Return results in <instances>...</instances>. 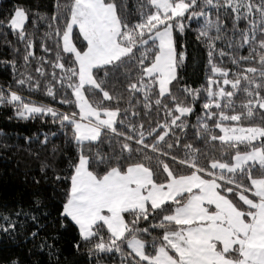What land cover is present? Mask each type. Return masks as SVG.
<instances>
[{"label":"snow or ice","instance_id":"1","mask_svg":"<svg viewBox=\"0 0 264 264\" xmlns=\"http://www.w3.org/2000/svg\"><path fill=\"white\" fill-rule=\"evenodd\" d=\"M52 8L43 37L51 44L40 43L41 63L52 67L45 90L73 110L39 104L11 84L0 89V105H10L17 118L50 115L76 152L65 157L67 167L54 169L53 185L63 186L57 215L46 220L48 204L36 195L29 210L16 213L26 220L5 217L0 232L14 238L31 221L25 239L35 240L41 229L58 225L74 230L77 251L89 245L98 258L115 249L121 264H264V0H55ZM221 13L232 25L231 38H223L231 67L215 61L228 28ZM29 19V8L19 3L0 20L26 41L25 63L34 56ZM193 21L210 69L196 88L180 75ZM245 48L248 55L232 54ZM25 83L39 89L30 76L15 81L20 88ZM200 99L193 124L189 116ZM136 106L143 112L130 114ZM189 132L191 142L183 143ZM200 140L219 141L226 151L202 161L194 148ZM48 167L42 164L41 172ZM47 241L42 237L38 247L47 246L51 260L59 249Z\"/></svg>","mask_w":264,"mask_h":264},{"label":"trees","instance_id":"2","mask_svg":"<svg viewBox=\"0 0 264 264\" xmlns=\"http://www.w3.org/2000/svg\"><path fill=\"white\" fill-rule=\"evenodd\" d=\"M23 3L30 10V19L26 24V32L30 33L33 38V53L28 62L25 63V44L18 35V32H13L7 27H0V89L7 88L12 85V90L18 91L23 96L29 97L31 100L37 101L39 104L51 105L60 111H72L65 105L59 103L60 95L55 98L48 95L45 90V85L51 81L52 67L45 61L41 63V57L46 53L40 48V43L46 42L51 44V41H44V33L48 31L47 17L52 13V6L55 0H0V20H4L8 15V10L16 4ZM138 10V9H137ZM37 13V16L31 15ZM43 17V18H41ZM215 19V14H213ZM200 19V18H198ZM220 19L228 25L227 30L222 29V41H217V52L215 61L218 66L231 67V60L227 55L231 49L223 38H231L232 25L224 20V14H220ZM35 22V27L33 26ZM203 23V19H200ZM192 30L184 36V41L187 44L189 57L185 61V67L181 70L180 75L184 78L182 83L196 88L204 84L205 76L210 73L207 67V48L205 43L197 42L195 29L199 27L196 21L192 23ZM240 27H244L241 22ZM212 35H217L215 31ZM54 47V45H53ZM223 49L226 53L223 57L220 56L219 50ZM233 55H248L247 48ZM49 55V59H52ZM15 61V67L12 62ZM37 67L41 68L43 75L36 72ZM30 76L32 82L39 81V89L33 90L29 88L28 83H25L23 88L16 86L15 81ZM63 89L60 90L63 93ZM125 96L127 94L125 93ZM183 98V97H182ZM237 98V106L240 99ZM190 99V98H189ZM203 100L200 99L195 104L196 111L190 114L189 120L191 123L196 122L197 115H200V105ZM132 105H136V101H132ZM121 108L128 107L127 99L122 103ZM237 107V111H239ZM133 111L143 112L142 107H129V113ZM231 114V113H229ZM259 117V113H257ZM246 122V121H245ZM44 134L48 136L46 145H42L41 141L45 139ZM54 134V135H53ZM219 135V131L216 132ZM67 135L70 137L71 132ZM26 137H32L31 142L26 140ZM191 142V133L189 132V141ZM53 146L56 152L53 153ZM240 150L244 151L245 146L240 145ZM194 148L199 150V158L203 161L205 158L216 157L220 158L221 154L226 149L220 146L219 141L215 144L205 143L203 140L194 142ZM107 151V149H105ZM76 146L73 142L66 138L65 130L60 127L59 121L53 122L50 115H45L43 118L29 117L27 119L17 118L14 109L10 105H0V225L5 224V217L12 219L26 220L23 215L16 216V213L23 208L29 210V206L33 202V197L41 195L48 204L46 211L51 212V217L45 218L52 220L57 215L58 201L62 198V185H53L52 177L56 174L54 169L65 168L68 166V159L75 155ZM183 153H181L182 155ZM47 164L49 167L41 172V165ZM173 168L175 164L171 165ZM45 176L48 179H45ZM39 183H36V181ZM42 223L45 221H41ZM144 227L143 224L140 225ZM35 227L31 221H27V225L23 232L11 238V234L6 235L0 232V264H4L5 260L19 258L21 264H55L58 258L60 264H95L99 262L121 264V254L113 249L111 252L101 253L97 258L95 252L88 253L89 245H83L78 251L73 248L76 234L73 229L67 231L60 229L57 226L49 224L44 229H41L39 236L35 240L29 238L28 233ZM20 226L17 225V232H20ZM42 237L48 238V243L55 245L59 249L57 257L51 260L48 256V248L39 250V243ZM55 237V239H53ZM124 252L128 251L125 244L121 245ZM31 249V251H29Z\"/></svg>","mask_w":264,"mask_h":264},{"label":"rangeland","instance_id":"3","mask_svg":"<svg viewBox=\"0 0 264 264\" xmlns=\"http://www.w3.org/2000/svg\"><path fill=\"white\" fill-rule=\"evenodd\" d=\"M95 264H98V263H95ZM99 264H117V263L99 262Z\"/></svg>","mask_w":264,"mask_h":264}]
</instances>
